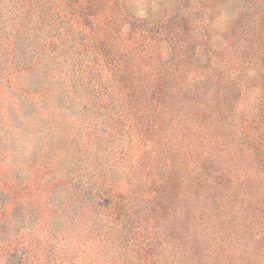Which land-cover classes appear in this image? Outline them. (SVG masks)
<instances>
[{
  "label": "rangeland",
  "instance_id": "obj_1",
  "mask_svg": "<svg viewBox=\"0 0 264 264\" xmlns=\"http://www.w3.org/2000/svg\"><path fill=\"white\" fill-rule=\"evenodd\" d=\"M92 1L88 33L124 119L111 137L99 124L97 140L76 124L77 172L115 162L109 203L88 206L83 188L68 196L75 218L54 224L74 232L83 264L100 251L126 264H264V0Z\"/></svg>",
  "mask_w": 264,
  "mask_h": 264
},
{
  "label": "trees",
  "instance_id": "obj_2",
  "mask_svg": "<svg viewBox=\"0 0 264 264\" xmlns=\"http://www.w3.org/2000/svg\"><path fill=\"white\" fill-rule=\"evenodd\" d=\"M92 3L0 0V264H83L74 232L54 220L65 212L75 218L78 209L68 208V196L83 188L91 190L88 206H108L101 186L115 162L77 172L82 161L72 138L73 131L81 135L77 123L94 140L97 126L107 125L111 137L124 119V100H115L113 84L103 81L110 60L102 63L100 38L88 33ZM95 111L102 118H91ZM65 165L70 168L63 173ZM92 165L89 160L86 169ZM86 172L87 184L74 181ZM68 187L72 191L58 199L56 192ZM101 253L87 254L86 264H126V254L109 259Z\"/></svg>",
  "mask_w": 264,
  "mask_h": 264
}]
</instances>
